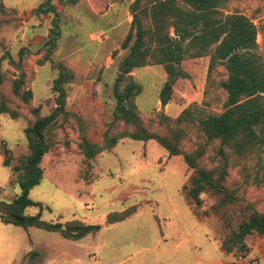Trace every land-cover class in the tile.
Instances as JSON below:
<instances>
[{"label": "rangeland", "instance_id": "1", "mask_svg": "<svg viewBox=\"0 0 264 264\" xmlns=\"http://www.w3.org/2000/svg\"><path fill=\"white\" fill-rule=\"evenodd\" d=\"M14 1L15 7L7 8L0 0L7 10L0 13V58L9 55L18 63L19 52L29 51L23 54L21 68L33 98L25 105L11 96L9 80L19 71L3 60L6 80L1 91L22 115L18 120L0 115V200L6 202L19 192L16 180L20 173L12 168L28 154L24 130L33 119L31 108L40 107L41 114L48 115L57 107L51 91L57 71L49 62L40 65L39 52L50 32L51 16L32 13L43 0ZM133 2L75 0L74 5L58 7L61 36L52 60L74 74L67 87V109L75 118L53 131L56 145L43 157L40 183L28 194L41 206L42 221L65 224L76 220L99 225L100 231L74 242L58 233L0 222V264H264V236H248L240 253L223 250V240L241 219L231 218L229 229L214 212L215 198L208 192L200 195L199 205L190 202L187 190L194 172L182 156H169L154 141L128 138L90 160L80 151L81 134L98 143L107 129L119 132L125 128L123 124L111 128L112 85L127 53L121 45L130 30ZM220 12L248 18L257 29L258 53L264 56V0H228ZM208 65V57L186 60L188 78L175 83L166 106L159 102L166 80L161 66L149 65L131 73L141 87L134 103L145 125L165 134L180 129L185 134L184 152L204 147L197 121L221 113L226 101L220 83L227 73L220 64L209 72ZM184 112L188 115L178 124ZM217 147L216 142L205 146L199 165L216 167L220 161ZM6 157L9 168L2 164ZM261 157L264 165V154ZM256 163L254 153L231 160L227 183L263 211L264 186L252 184ZM128 210L133 213L123 221L106 224L109 215ZM38 212V207L25 210L30 216Z\"/></svg>", "mask_w": 264, "mask_h": 264}, {"label": "trees", "instance_id": "2", "mask_svg": "<svg viewBox=\"0 0 264 264\" xmlns=\"http://www.w3.org/2000/svg\"><path fill=\"white\" fill-rule=\"evenodd\" d=\"M75 0H43L32 13L50 15V32L47 41L39 51L42 54L40 65L49 62L57 71L52 81L51 91L57 107L48 115H42L40 107L31 108L32 121L24 130L28 154L12 168L20 173L17 178L18 194L11 202L0 200V222L23 229L39 228L58 233L69 241H79L100 231L99 225H85L80 221L65 224L47 223L41 220V206L28 198L32 188L40 183L43 170L40 167L43 157L56 145L53 131L75 115L67 109V87L73 83L74 74L62 63L54 62L52 56L61 36V5H74ZM228 0H134L130 6L132 21L121 48L126 55L120 61L116 78L112 85L115 102L112 111V125L123 124L122 131L107 129L98 143H91L81 134L79 149L88 160L96 154L111 150L120 140L154 141L164 148L169 156H182L185 164L193 170L187 197L195 205L200 204V195L208 192L215 198L214 212L230 229L231 218L241 219L237 228L231 229L222 242L226 253H240L245 247V239L251 235L264 236V210L259 211L255 204L247 201L236 188L228 185V164L231 160L256 154L255 175L252 184L264 186V56L258 53L256 26L238 13L223 16L220 12ZM7 10L0 3V13ZM23 54L19 52V62L9 55L0 58V115L7 114L12 120L22 117L13 107L9 96L1 91L6 76L1 62L19 71L9 80L11 96L29 105L33 95L26 88V73L21 68ZM209 58L208 70L216 65L224 67L227 77L220 84L226 93L223 111L208 114L199 119L198 128L205 140L204 147L218 143L220 157L216 167L206 169L199 165L204 155V147L193 152H184L181 142L185 134L180 129L169 130L168 134L150 130L135 106L134 100L141 87L133 80V70L149 65L163 68L166 80L159 93V102L166 106L172 99L173 87L178 80L188 78L184 70L186 60ZM187 112V111H186ZM178 119L179 124L188 113ZM191 119V116L188 118ZM80 123V120L77 119ZM229 151L228 152L226 151ZM2 164L10 167L9 157ZM38 207L39 212L30 216L25 210ZM133 213L128 210L107 217L106 224L123 221Z\"/></svg>", "mask_w": 264, "mask_h": 264}, {"label": "crops", "instance_id": "3", "mask_svg": "<svg viewBox=\"0 0 264 264\" xmlns=\"http://www.w3.org/2000/svg\"><path fill=\"white\" fill-rule=\"evenodd\" d=\"M3 3H4V6L7 7V8H14V4H15V1L13 3V0H9V2L6 3L5 0H3Z\"/></svg>", "mask_w": 264, "mask_h": 264}]
</instances>
